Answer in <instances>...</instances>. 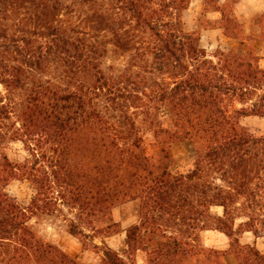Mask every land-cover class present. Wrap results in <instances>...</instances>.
<instances>
[{
    "label": "trees",
    "instance_id": "16d2710c",
    "mask_svg": "<svg viewBox=\"0 0 264 264\" xmlns=\"http://www.w3.org/2000/svg\"><path fill=\"white\" fill-rule=\"evenodd\" d=\"M237 1L202 0L239 39L211 56L185 27L192 0H0V264H84L30 224L60 204L100 264H137L139 251L141 264H264L240 241L264 235V132L242 123L264 118V67ZM17 141L22 161L7 151ZM180 141L195 150L185 173L172 170ZM13 180L31 183L28 204L7 191ZM135 200L139 223L118 252L103 240L121 228L111 211ZM207 230L228 250L204 246Z\"/></svg>",
    "mask_w": 264,
    "mask_h": 264
},
{
    "label": "rangeland",
    "instance_id": "374dc122",
    "mask_svg": "<svg viewBox=\"0 0 264 264\" xmlns=\"http://www.w3.org/2000/svg\"><path fill=\"white\" fill-rule=\"evenodd\" d=\"M215 13H204L202 0H192L188 10L185 12L184 21L187 30L199 29L201 33L200 45L205 48L209 55L213 56L217 50H228L236 48L238 42L230 40L222 31H210L216 29V25L209 20H215ZM259 20L258 18H253ZM246 26L250 29L254 26V22L248 25V20L244 21ZM162 119L167 124L170 120L167 114H160ZM242 123L249 127L253 132H264V118L260 117H246L242 119ZM172 155L174 162L172 170L175 173H185L189 171L194 164L195 150L191 142L180 141L172 145ZM8 153L14 160L22 161L29 154L25 150L22 142H12L8 147ZM7 191L18 201L25 205L28 204L31 196L34 193L33 187L28 181L13 180L8 186ZM219 213L222 212L220 208L214 209ZM75 211L60 204L57 210L50 212L40 213L38 216H34L30 224H32L35 232L45 241L52 244H56L65 249L70 255L77 257V259L84 264H100L101 263V251L94 249L93 247H84L82 242L68 231V220L75 219ZM140 218V201L135 200L124 205L117 206L111 211V219L114 222L121 224L120 230L117 233L105 237L103 240L118 252H122L125 248L126 228L134 223H139ZM90 235L92 232H87ZM223 238L216 230L202 232L201 241L206 247H210L211 238L214 237ZM96 244H101L100 237H92ZM91 242V241H90ZM145 259V254L141 251L136 254L137 264H141ZM225 264H238L234 258H225Z\"/></svg>",
    "mask_w": 264,
    "mask_h": 264
},
{
    "label": "crops",
    "instance_id": "0c3cea01",
    "mask_svg": "<svg viewBox=\"0 0 264 264\" xmlns=\"http://www.w3.org/2000/svg\"><path fill=\"white\" fill-rule=\"evenodd\" d=\"M215 13L217 16L215 20L220 18L219 12H212ZM211 13V14H212ZM233 13L237 20L242 24L247 36L250 38L245 39V44L250 45L254 48L255 52L260 56V65L264 67V0H238L233 6ZM253 18H258L259 20H254ZM248 20L251 24L254 22V26L250 29L246 26L245 22ZM210 31H222V28L216 27V29H212ZM224 36H226L224 34ZM227 37V36H226ZM230 40H235L239 44V39H234L227 37ZM201 39V38H200ZM213 231L207 230L204 232ZM221 235H224L226 240H223L221 236L211 238V244H209L210 248H215L218 250H228L229 248V238L222 232L217 231ZM240 241L243 244H254L257 249L264 255V235L256 237L251 231H246L240 237ZM226 258H234L233 254H228Z\"/></svg>",
    "mask_w": 264,
    "mask_h": 264
}]
</instances>
